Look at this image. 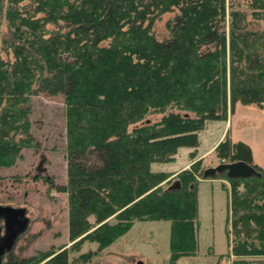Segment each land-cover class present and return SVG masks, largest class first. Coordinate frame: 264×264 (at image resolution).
<instances>
[{"label":"trees","instance_id":"trees-1","mask_svg":"<svg viewBox=\"0 0 264 264\" xmlns=\"http://www.w3.org/2000/svg\"><path fill=\"white\" fill-rule=\"evenodd\" d=\"M39 94L63 99L66 183L54 188L67 193L69 249L90 240L99 251L135 220H166L174 264L197 251L205 160L176 173L152 166L196 148L206 121L237 102L264 106V0H0V166L37 146ZM213 153L260 173L215 178L230 182L232 264H264V169L243 141L226 136ZM69 249L11 252L3 264H87L95 254L70 260Z\"/></svg>","mask_w":264,"mask_h":264},{"label":"rangeland","instance_id":"rangeland-1","mask_svg":"<svg viewBox=\"0 0 264 264\" xmlns=\"http://www.w3.org/2000/svg\"><path fill=\"white\" fill-rule=\"evenodd\" d=\"M171 16V13H166L155 23L154 32L159 39L167 36L166 22ZM251 22L252 27L257 26L254 21ZM237 103L241 106L234 111L238 124L235 128L232 126V134L238 131L237 137L251 142L255 147L256 158L264 168V106L260 108ZM233 110L234 107L229 109L227 117L222 120H226ZM64 117L60 95L34 96L30 119L37 146L23 148L22 156L14 164L0 166V204L25 207L30 219L27 230L12 251L18 257H28L38 250L58 249L64 245L69 249L72 244L67 230V193L54 188L56 184L66 183ZM150 118L156 120L158 115ZM218 133L219 129L214 130L209 134L210 138ZM208 146L203 143L202 148ZM184 158H187L186 155L180 154L176 161L173 159L172 163H158L156 166L179 167ZM204 160L205 168L221 163L213 152ZM46 176L50 180H45ZM215 177L203 179L201 176L197 185V251L193 255L179 257L174 264L233 263V255L230 254V182L226 177ZM169 236V221L135 220L132 227L109 246L97 251L98 243L86 240L79 248L69 249V259L73 260L80 254L92 251L95 254L89 257L91 260L87 264H171ZM262 258L258 256L248 259L252 261ZM252 264L257 263L252 261Z\"/></svg>","mask_w":264,"mask_h":264},{"label":"water","instance_id":"water-1","mask_svg":"<svg viewBox=\"0 0 264 264\" xmlns=\"http://www.w3.org/2000/svg\"><path fill=\"white\" fill-rule=\"evenodd\" d=\"M220 173H224L229 179L260 176V173L246 162L224 161L204 169L202 178H213ZM29 223L30 219L25 207L0 204V264H3L5 257L13 251L18 239L27 230Z\"/></svg>","mask_w":264,"mask_h":264},{"label":"crops","instance_id":"crops-1","mask_svg":"<svg viewBox=\"0 0 264 264\" xmlns=\"http://www.w3.org/2000/svg\"><path fill=\"white\" fill-rule=\"evenodd\" d=\"M240 106L241 105L238 103L235 104L233 113L231 115H229L226 120H210V121H207L204 128L201 131H199V133H198L199 145L196 148L193 149V148H189V147H181L178 149L173 161H176L180 154H185L187 158H184L182 165H180L179 167H173V168H167V167L166 168L165 167L159 168L156 166V165H158V163H154L152 168L156 171H166V172H175V173L179 172L183 169L189 168V166L194 161H196L200 158H205L208 155H210L213 152L214 148L217 146V144L222 139H224V137L227 135V136H229V138L233 142L243 141V142L247 143L251 148L252 158H253L254 163L257 164L262 169H264L260 165V163L258 162V160L256 158L255 150H254L255 147L251 144V142L249 140L241 139V138L237 137V134H239L238 131L234 132L233 133L234 135L232 134V131H231L232 126H234V128H235L236 124H238L236 117H234V111L236 109H238ZM257 109H259L261 111L263 110L260 108H257ZM218 129H219V133L216 134L213 138H210L209 134L212 133L214 130H218ZM209 138H210V141H209ZM203 143H205V145L209 144V146L206 148H202ZM198 151H200V152H198ZM192 152H194V156H191ZM169 163H172V161ZM173 163H175V162H173ZM161 167H163V166H161Z\"/></svg>","mask_w":264,"mask_h":264},{"label":"flooded vegetation","instance_id":"flooded-vegetation-1","mask_svg":"<svg viewBox=\"0 0 264 264\" xmlns=\"http://www.w3.org/2000/svg\"><path fill=\"white\" fill-rule=\"evenodd\" d=\"M28 216V215H27ZM6 258V257H5Z\"/></svg>","mask_w":264,"mask_h":264}]
</instances>
